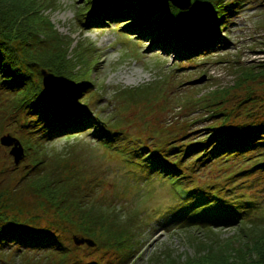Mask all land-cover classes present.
Returning a JSON list of instances; mask_svg holds the SVG:
<instances>
[{
	"label": "rangeland",
	"instance_id": "1",
	"mask_svg": "<svg viewBox=\"0 0 264 264\" xmlns=\"http://www.w3.org/2000/svg\"><path fill=\"white\" fill-rule=\"evenodd\" d=\"M226 2L218 43L196 54L184 50L176 53L170 47H161L150 33L142 36L127 25H121L127 21L111 20L100 28H88L87 23L78 19L82 11L78 6L82 2L76 0H56L52 8L42 12L72 45L80 43L76 52L80 57L81 73L92 83L88 92L84 91L89 116L91 119L98 117L101 126L106 124L120 133L110 146L96 141V135L105 132L100 125L99 132L85 133L90 130L87 128L70 136L55 137L47 146L56 151L46 150L45 154H54L59 159L49 168L62 176L77 172L75 177L77 175L76 179L82 181L80 186L85 187L88 198L111 202L115 209L122 207L118 215L126 221L134 220L129 228L133 236L127 244L136 251L124 259L125 264H149L159 256L165 258V254L184 259L197 254L210 234L220 240L237 236L233 226H220L213 233L199 227L180 228L186 220L185 211L172 205L183 192L182 186L173 183L171 176L153 171L142 162L140 157L148 149L144 152L141 149L139 156L134 152L140 149V144L150 148L161 145L165 149L172 144V139L176 144L192 142L207 135V127L219 123L247 130L253 123L264 121V0ZM84 40L94 46L81 43ZM250 69L263 71L256 76H245L248 73L243 72ZM239 78V84L235 85ZM129 91L134 95H129ZM12 98V93L3 94L0 89L1 137L20 134L18 121L24 115L15 109ZM9 150V146L0 145L1 186L16 187V191L8 195L11 209L21 208L22 213L38 216L40 224L57 225L70 248L66 264L92 261L115 264L118 251L110 249L103 253V248H91L95 244L83 250L72 247L75 245L72 236L79 235V231L70 221L60 217L57 207H49L41 196L27 187L30 180L17 182L29 167H24L25 156L16 166ZM246 163L236 157L201 166L196 163L187 171L182 183L188 188L197 186L196 192L212 186L223 198L230 200L248 196L255 201L251 209L258 213L256 220H264V173L251 171L236 175ZM61 196L67 199L62 212L72 221L82 217L74 202L82 193L79 197L74 194L68 197L65 193ZM169 207L173 212L167 215ZM255 213L252 215L256 216ZM43 252L0 254V264L49 262L41 257Z\"/></svg>",
	"mask_w": 264,
	"mask_h": 264
},
{
	"label": "trees",
	"instance_id": "2",
	"mask_svg": "<svg viewBox=\"0 0 264 264\" xmlns=\"http://www.w3.org/2000/svg\"><path fill=\"white\" fill-rule=\"evenodd\" d=\"M76 1L82 2L78 6L82 9L78 19L87 23L88 28H100L111 20L127 21L121 25H127L142 36L150 33L161 47H170L176 53L184 50L188 54H196L218 43L223 27L220 22L227 7L226 0H191L190 7L185 10L173 6L169 0ZM55 3L56 0H0V89L3 94H13L15 109L24 115L18 121L20 134L13 138L23 147L24 167H29L17 182L30 180L27 187L41 196L49 207H57L60 217L70 221L79 235L97 241L94 247L87 244L76 246L74 243L72 247L77 250L103 248V253L112 249L119 253L115 264H125L124 259L136 251L127 244L133 236L129 228L134 220L121 218L118 214H121L122 207L120 210L112 208L111 202L92 201L87 197L85 187L80 186V178L76 179L77 172L62 176L49 168L59 157L45 154L46 150L54 149L47 143L55 137L70 136L87 128L90 130L85 133L99 132L101 126L98 117L91 119L86 111L88 98H85L84 91L89 90L92 83L81 73L80 57L76 52L80 43L72 45V41L59 34L42 13ZM132 21L134 26L129 25ZM81 43L94 46L85 40ZM42 71L54 74L61 82V89L48 92L43 86ZM261 71L250 69L243 73L256 76ZM239 82L240 78L235 85ZM129 95H134L133 91H129ZM101 128L105 132L102 131L101 136L96 135V141L110 146L120 133L106 124ZM207 129V135L192 142L176 144L172 139V144L165 149L161 145L150 148L140 144V149L138 147L134 152L140 155L141 149L143 152L148 149L141 158L142 162L153 171L171 176L173 183L182 186L183 192L178 198L174 196L176 201L172 205L185 211L186 220L182 221L180 228L199 227L213 233L220 226H233L237 236L220 240L210 234L194 256L181 259V256L165 254V258L159 256L149 264H264V220H256L259 216L251 209L255 204L253 199L244 195L225 199L212 186L196 192L197 186L188 188L186 183H182L187 171L192 170L196 163L201 166L206 162H222L235 157L247 162L236 175L251 171L264 173V121L253 123L247 130L224 123ZM39 165H42L41 169ZM180 172L182 174L179 175ZM13 191L16 187L9 189L0 183V254L13 252L20 255L43 250L41 257L49 262L41 264H66L70 248L60 229L54 223L40 224L38 216L22 213L21 208L11 209L8 195ZM80 192L82 196L79 197ZM63 193L68 197L73 194L79 197L80 201L74 200L82 214L78 220L72 221L62 212L67 203V199L61 196ZM12 210L16 212H9ZM168 212H173L172 208L169 207L165 214ZM134 223L137 224L138 220ZM78 262L83 260L78 259ZM88 264L105 263L92 261Z\"/></svg>",
	"mask_w": 264,
	"mask_h": 264
},
{
	"label": "water",
	"instance_id": "3",
	"mask_svg": "<svg viewBox=\"0 0 264 264\" xmlns=\"http://www.w3.org/2000/svg\"><path fill=\"white\" fill-rule=\"evenodd\" d=\"M171 4L179 9L185 10L188 9L191 5V0H169ZM43 72V86L46 88V90L50 93L58 91L61 89V82L55 77L54 74L52 73H46L45 71ZM0 142L3 146H9L10 150L9 153L13 157V161L15 164L19 163V161L23 157V147L19 143L18 140L13 138L10 135H5L0 137ZM73 241L75 244L80 245V244H87L89 246H93L95 242L89 238L74 235L73 236Z\"/></svg>",
	"mask_w": 264,
	"mask_h": 264
},
{
	"label": "bare ground",
	"instance_id": "4",
	"mask_svg": "<svg viewBox=\"0 0 264 264\" xmlns=\"http://www.w3.org/2000/svg\"><path fill=\"white\" fill-rule=\"evenodd\" d=\"M107 40V39H106Z\"/></svg>",
	"mask_w": 264,
	"mask_h": 264
}]
</instances>
